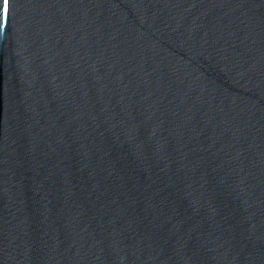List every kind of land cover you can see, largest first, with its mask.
Wrapping results in <instances>:
<instances>
[{"label":"water","instance_id":"water-1","mask_svg":"<svg viewBox=\"0 0 264 264\" xmlns=\"http://www.w3.org/2000/svg\"><path fill=\"white\" fill-rule=\"evenodd\" d=\"M0 264H264V74L228 0H8Z\"/></svg>","mask_w":264,"mask_h":264},{"label":"snow or ice","instance_id":"snow-or-ice-1","mask_svg":"<svg viewBox=\"0 0 264 264\" xmlns=\"http://www.w3.org/2000/svg\"><path fill=\"white\" fill-rule=\"evenodd\" d=\"M0 4H2V12H0V16H6L8 13V0H0Z\"/></svg>","mask_w":264,"mask_h":264}]
</instances>
